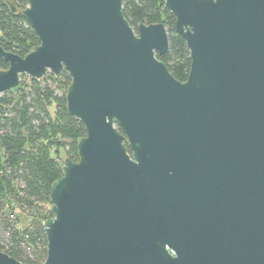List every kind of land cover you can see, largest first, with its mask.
Instances as JSON below:
<instances>
[{"label":"water","instance_id":"1","mask_svg":"<svg viewBox=\"0 0 264 264\" xmlns=\"http://www.w3.org/2000/svg\"><path fill=\"white\" fill-rule=\"evenodd\" d=\"M164 1L185 81L157 57L164 25L135 32L123 0H27L39 44L0 46V95L65 70L86 129L51 184L41 264H264V0Z\"/></svg>","mask_w":264,"mask_h":264},{"label":"trees","instance_id":"2","mask_svg":"<svg viewBox=\"0 0 264 264\" xmlns=\"http://www.w3.org/2000/svg\"><path fill=\"white\" fill-rule=\"evenodd\" d=\"M11 2L15 12L0 0V46L23 57L39 38L22 16L27 0ZM122 7L135 32L140 23L164 25L168 47L157 57L177 80L185 81L190 52L165 1L123 0ZM7 67L0 59V69ZM70 80L65 70L40 79L20 75L18 86L0 95V251L22 263L41 264L46 258L43 221L52 216L51 184L63 174L60 149L76 161L77 142L86 134L84 124L66 110ZM21 213H26V223L20 222Z\"/></svg>","mask_w":264,"mask_h":264},{"label":"rangeland","instance_id":"3","mask_svg":"<svg viewBox=\"0 0 264 264\" xmlns=\"http://www.w3.org/2000/svg\"><path fill=\"white\" fill-rule=\"evenodd\" d=\"M27 76V75H26ZM28 77V76H27ZM60 156H59V158H60V161L61 162H63L64 161V158L66 157V154H65V151L63 150V149H60ZM21 215V220H20V222L21 223H26V221L28 220V218H26L27 216H25L26 215V213H21L20 214Z\"/></svg>","mask_w":264,"mask_h":264}]
</instances>
